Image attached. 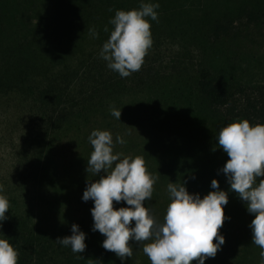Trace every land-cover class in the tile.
<instances>
[{"label":"trees","instance_id":"16d2710c","mask_svg":"<svg viewBox=\"0 0 264 264\" xmlns=\"http://www.w3.org/2000/svg\"><path fill=\"white\" fill-rule=\"evenodd\" d=\"M192 1L199 0H151L160 5L158 22L150 20L152 46L140 70L121 78L107 68L99 52L113 30L109 20L115 12L139 8L141 0H0V95L21 96L37 115L26 141L32 151L25 155V171L31 177L46 173L51 182L45 185L69 206L65 218L56 203L50 204L55 216L44 214L42 222L22 193L0 191L9 202L8 218L0 223V238L17 249V264H114V256L101 247L105 237L92 231L93 202L81 199L88 180L98 179L86 172L93 150L87 139L92 130L110 131L114 152L122 147L126 153L134 152L133 157H143L147 171L159 177L153 192H160V196L153 193L145 206L161 212L165 207L160 208L155 198L162 195L164 199L168 183L184 181L190 193L203 189L202 182L185 178L186 159L182 164L185 175L179 177L162 156L175 140L172 130L179 127L166 102L173 94L183 97L188 90L206 100L223 119L264 124V83L228 81L214 66L205 40V36L217 42L245 35L246 27L264 23V10L226 5L216 10L210 4L209 27L202 29L204 17L195 12L184 14L189 8L185 3ZM90 28L95 29V38L89 35ZM167 40H176L181 47V56L174 55L169 64L164 58L159 61ZM191 47L197 49L199 58H192ZM170 82L177 85L173 91L166 86ZM135 96H143L144 101L129 100ZM109 105L121 109V121L111 116ZM162 108L168 111L162 112ZM117 134L124 144H115ZM43 150L48 156L52 152L58 155L55 171L49 172L47 164H35ZM56 174L59 182L54 188ZM233 204L236 211L225 214L224 229L231 232L222 252L230 264H252L249 225L254 215L246 211L240 198ZM113 205L127 206L123 201ZM73 223L86 233V249L81 254L54 242L71 235Z\"/></svg>","mask_w":264,"mask_h":264},{"label":"clouds","instance_id":"9594fccd","mask_svg":"<svg viewBox=\"0 0 264 264\" xmlns=\"http://www.w3.org/2000/svg\"><path fill=\"white\" fill-rule=\"evenodd\" d=\"M159 7L158 2L141 0L139 8L117 10L109 20L113 30L99 56L121 78L140 70L153 43L150 20L158 22ZM105 31H109L107 27ZM88 32L93 38L97 36L94 28ZM109 112L121 121V109L109 105ZM87 139L93 150L86 172L98 179L88 180L81 199L93 202L92 231L105 237L103 249L115 253L121 264L133 256L130 240L142 245L150 264H192L193 260L205 264L206 259L216 256L225 243L218 230L226 219L224 206L229 202L228 192L220 188L217 179L211 181L212 191L203 197L190 193L184 181L168 183L170 202L160 221L145 206L159 177L147 171L143 157L114 153L113 136L108 130L94 129ZM124 143L117 134L115 144ZM216 144L229 157L220 169L229 190L237 193L248 213L254 215L249 225L251 243L259 247V264H264V179L257 183L258 178L264 177V124H250L247 119L233 121L219 129ZM114 201H123L127 206L114 208ZM8 210L7 198L0 195V223L8 218ZM85 239L86 233L73 223L71 235L57 237L54 242L81 254L86 249ZM17 262V249L8 239L0 238V264Z\"/></svg>","mask_w":264,"mask_h":264},{"label":"rangeland","instance_id":"374dc122","mask_svg":"<svg viewBox=\"0 0 264 264\" xmlns=\"http://www.w3.org/2000/svg\"><path fill=\"white\" fill-rule=\"evenodd\" d=\"M210 4L216 10L221 5L230 7H256L264 10V0H199L186 2L185 5L189 8L184 14L187 15L190 12L200 14L201 17H204V22L200 24L202 29H208ZM248 27L245 29V35L236 34L229 39L225 38L217 42H212L205 36V40L209 47L210 57L214 66L224 73L228 81L246 84L264 83V23ZM176 42V40H167L165 42L162 47V54L159 56V61H162L164 58L165 62L169 64L174 59V55L181 56V47ZM190 49L192 51V58H199L197 49L195 47H191ZM166 86L169 91H173L177 85L175 82H170ZM190 95L192 96L190 97ZM186 96L190 98H186ZM181 97L173 94L170 99L166 100L171 117L178 122L179 127L172 130L176 137L174 141L169 143L168 154H162L166 160L164 162L168 166H174V172H176L177 176L182 177L185 175L182 164L183 160L186 159L188 175L185 178L203 183V189L201 190L202 197L212 191L210 187L211 181L217 179L220 188L228 192L229 202L224 206V214L234 212L236 211V207L233 203L239 197L237 193L229 190L230 186L227 183L226 177L220 171L229 157L221 148H218L216 136L220 128L237 120L221 118L220 115L218 116L213 111L206 100L196 93L189 94L188 90H186V94L182 97V100ZM129 100H134L132 101L133 103L140 102L141 100L144 101L143 96H135ZM174 101H177V104L179 103L178 107ZM152 108L153 111H156L154 107ZM168 110L162 108L161 111ZM34 113L35 111L30 109L28 101L21 98V96L13 93L0 95V188L4 192L22 193L25 197V202L42 219V222L46 220L44 218L46 215L44 214L53 217L54 212L50 211V204L52 206V203H56L60 208V213L67 218L69 213L68 202L66 199L63 200L60 197L56 199L52 191L45 185L51 182V178H47L46 173H39L36 177H31L25 171L27 165L25 163V155L27 156L32 151L26 145V141L30 135L33 121L35 122L37 119V115ZM148 137L149 135L147 134L145 138L148 140ZM116 151L122 153L124 156L133 157L134 154V152L126 153L127 149L122 147L116 148ZM45 156L48 155L45 154L44 150L41 151L38 158H35V164L39 166L43 165V163L47 164L50 169L49 172L55 171L58 166V155L52 152V155L48 156L47 159ZM161 164L164 165L163 162ZM155 170L160 173L158 168ZM42 177H45V180H41L40 178ZM53 179V186L56 188L59 182V174H56ZM259 179H264V177L258 178L257 183ZM153 193L156 195L160 192L155 190ZM163 196L164 199L161 198V195V197L155 198V201L157 205L161 204L160 208L165 207V209L161 212L157 211V208L155 210L152 209L153 214L160 221H163L167 205L170 202L167 191L163 192ZM230 232L231 230L226 231L224 225H222L218 230V235H223L225 240H228ZM215 242L216 240H213V243ZM129 244L133 249V256L126 258L123 264H150L148 257L142 251V245H139L134 240H130ZM223 249L224 246L222 245L217 251L216 256L206 259L205 264H230L228 262L229 258L222 252ZM251 250L253 255L252 264H259V247L253 244ZM107 252L114 256V264H121L120 259L115 253L111 251ZM192 264H196V260H193Z\"/></svg>","mask_w":264,"mask_h":264}]
</instances>
